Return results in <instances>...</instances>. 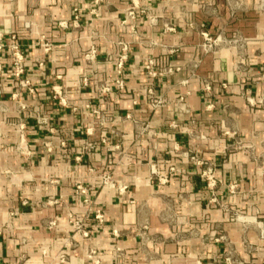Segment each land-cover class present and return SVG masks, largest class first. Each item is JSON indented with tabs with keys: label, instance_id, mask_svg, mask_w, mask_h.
Here are the masks:
<instances>
[{
	"label": "crops",
	"instance_id": "crops-1",
	"mask_svg": "<svg viewBox=\"0 0 264 264\" xmlns=\"http://www.w3.org/2000/svg\"><path fill=\"white\" fill-rule=\"evenodd\" d=\"M93 2L0 0V264H49L59 253L65 264H92L90 249L100 264H264V0ZM134 7L128 21L138 35L122 24ZM75 8L81 27L61 28ZM203 29L224 41L204 51ZM14 34L34 93L13 76ZM120 40L132 44L127 87L104 99L94 80L83 85V55L95 43L105 68L93 79L111 82L105 60ZM152 55L178 68L155 82L161 107L145 91ZM58 86L67 107L53 96ZM211 165L214 189L202 176ZM78 185L90 189V206ZM94 206L105 213L101 225L88 212Z\"/></svg>",
	"mask_w": 264,
	"mask_h": 264
},
{
	"label": "built area",
	"instance_id": "built-area-1",
	"mask_svg": "<svg viewBox=\"0 0 264 264\" xmlns=\"http://www.w3.org/2000/svg\"><path fill=\"white\" fill-rule=\"evenodd\" d=\"M101 1L102 0H94L93 3L95 5H98ZM135 8L136 7L129 9L127 17L122 21L123 26L126 28H129L130 33L132 35H138V30L135 28L134 25L129 24V21H128L129 19L137 18L138 13ZM139 12L145 13V10H140ZM81 18H82L81 12L79 11L78 8H75L73 17L70 20V22H67V21L60 22L59 26L65 29L80 28ZM190 26L193 27V24ZM168 29L173 30V27H168ZM201 34L204 39L202 43V48L206 52L213 51L220 43L224 41L221 35L214 36L204 29L201 31ZM12 39L14 40V42L10 45V49H11V55L13 58V68H12L13 76L18 81L21 87H27L32 93H34V88L32 87L30 80H28L25 77V74H26L25 56L23 54L20 44L16 42L17 36L15 34L12 35ZM41 41H42L41 46L44 48L45 53H49L52 50L53 45L47 41L44 35L42 36ZM226 41H228V43L233 42V40H230V39ZM117 44L119 46L118 52H116L114 55H109L107 60H105L106 61L105 63L112 64L114 68V77L111 82H108L106 80H101L99 78L93 79V77L100 75V73L105 68L104 63L100 59V50L95 43H93L90 49L86 51L83 55L84 60L89 66L88 72L82 78L83 85L89 86L92 83V80H94L95 88H96L98 95L104 99H107L112 93L124 92L127 87L126 75H127V69H128L130 57L132 55V44L130 41H127V40H120L118 41ZM38 64H39L40 69H44L46 66L45 60H40ZM177 70H178L177 67H173L172 65H170L167 59H164L162 57L152 55L146 59V62L144 64V73L146 77L148 78V80L150 81V84L146 87L145 91L149 95L150 101L154 107H161L167 104V101H165V99H163L161 96L156 95L155 82L162 78L173 75L174 73H176ZM211 89H212L211 83L205 80L204 81V91L209 92L211 91ZM14 96H16L15 98L17 100L20 111L21 112L27 111L28 109L27 104L22 99L17 97L18 94H15ZM53 96L60 105L66 106V107L69 106L68 97L64 93V90L62 87L60 86L55 87ZM178 103H179V108L181 110L186 111V112L188 111V107L185 104L184 96L179 97ZM73 108L77 110L76 106H74ZM95 112L99 113V111H95ZM126 117L129 119H134L131 113H128ZM37 122L39 124H47L48 118L45 116H37ZM98 123L100 125H104V120L99 119ZM144 128L145 130L149 131L148 125H145ZM24 129H25L24 125H20V131H21L22 138H24V134H23ZM106 140H107L106 137L102 139L104 143H106ZM63 145H65V142H63ZM94 147H95L94 144H89L86 147V152H89ZM81 157L82 156L80 155L77 158L81 159ZM191 158L199 165L205 164L201 160L197 159V157L195 156ZM171 170H174V167H172ZM202 176L206 179L208 187L210 189H214V187L216 186V179L214 177V167L211 165L205 168V170L202 171ZM103 182L105 185H111L112 187H115V183L109 174L104 175ZM125 188L126 187H123L121 191H124ZM77 193L83 198L82 201L84 204L89 205V206L92 204V201H93L92 193L88 187H85L84 185H78ZM88 212L90 214L91 213L94 214L97 224L101 225L105 221V213L102 208L95 207V206L90 207L88 209ZM55 224H56L55 222H52L51 226ZM77 224H79V221L77 222ZM79 226L82 228V225H79ZM85 234L88 235V232L85 231Z\"/></svg>",
	"mask_w": 264,
	"mask_h": 264
},
{
	"label": "rangeland",
	"instance_id": "rangeland-1",
	"mask_svg": "<svg viewBox=\"0 0 264 264\" xmlns=\"http://www.w3.org/2000/svg\"><path fill=\"white\" fill-rule=\"evenodd\" d=\"M78 221H79V224H77ZM79 225H82V228ZM71 226L76 231H80L83 235L88 236V235L85 234V231H87V230L83 226V221H81L79 219H72ZM68 242H69L68 244L70 245V247H74L75 244H76L73 241L72 238H69ZM42 252L44 253L45 256H50L46 249H43ZM87 256H88V258H90L92 260V264H100V260L95 257V250L94 249H90V251L88 252ZM54 257L52 259V262H49V264H65L69 260L68 259L69 258L68 255L65 254V253H59V254H57Z\"/></svg>",
	"mask_w": 264,
	"mask_h": 264
}]
</instances>
